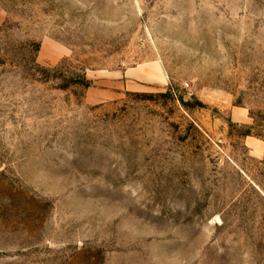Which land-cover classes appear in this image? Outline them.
I'll return each mask as SVG.
<instances>
[{
	"label": "rangeland",
	"instance_id": "374dc122",
	"mask_svg": "<svg viewBox=\"0 0 264 264\" xmlns=\"http://www.w3.org/2000/svg\"><path fill=\"white\" fill-rule=\"evenodd\" d=\"M0 13V264H264V0Z\"/></svg>",
	"mask_w": 264,
	"mask_h": 264
},
{
	"label": "crops",
	"instance_id": "0c3cea01",
	"mask_svg": "<svg viewBox=\"0 0 264 264\" xmlns=\"http://www.w3.org/2000/svg\"><path fill=\"white\" fill-rule=\"evenodd\" d=\"M121 78V80L116 81L115 85L112 86L117 89L116 91L109 88H90L88 96L91 98L103 96L112 97L111 95L113 93L120 95V91L122 90H134L138 89L142 84L165 81L163 69L158 63L152 64L151 66H136L130 68L123 73Z\"/></svg>",
	"mask_w": 264,
	"mask_h": 264
},
{
	"label": "trees",
	"instance_id": "16d2710c",
	"mask_svg": "<svg viewBox=\"0 0 264 264\" xmlns=\"http://www.w3.org/2000/svg\"><path fill=\"white\" fill-rule=\"evenodd\" d=\"M88 85V84H87Z\"/></svg>",
	"mask_w": 264,
	"mask_h": 264
}]
</instances>
